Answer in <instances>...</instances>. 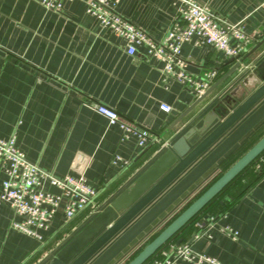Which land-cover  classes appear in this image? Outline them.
I'll return each instance as SVG.
<instances>
[{"label":"crops","instance_id":"1","mask_svg":"<svg viewBox=\"0 0 264 264\" xmlns=\"http://www.w3.org/2000/svg\"><path fill=\"white\" fill-rule=\"evenodd\" d=\"M196 1L227 23L242 22L252 44L240 59L243 68L237 78L225 82L173 125L195 101L189 89L164 81L160 63L147 58L144 49L130 55L122 39L101 28L85 12V2H64L60 10L51 11L40 0H0V140L14 137L15 146L44 173L58 178L83 175L87 185L98 191L93 207L78 214L32 259L67 223L63 204L42 233L43 241L38 242L12 228L18 218L8 205L0 203V264H25L29 259L26 264L47 262L164 148L154 146L125 170L144 150L134 137L121 140L118 125L109 124L91 105L107 106L130 124L172 143L264 62V44L250 54L264 39V0ZM114 10L154 41L163 38L176 18L172 0H118ZM179 60L195 78L210 69L221 77L232 66L222 53L190 44L181 46ZM161 106L169 111H162ZM115 156L127 165L112 164ZM215 167L190 190L208 180ZM2 178L0 172V182ZM46 188L57 193L55 188ZM263 197L264 155L156 257L168 252L170 245L188 243L193 252L218 264H264ZM163 216L139 238L156 227Z\"/></svg>","mask_w":264,"mask_h":264},{"label":"water","instance_id":"2","mask_svg":"<svg viewBox=\"0 0 264 264\" xmlns=\"http://www.w3.org/2000/svg\"><path fill=\"white\" fill-rule=\"evenodd\" d=\"M263 44L264 39L250 54ZM227 64H232L231 68L173 125L225 82L237 78L241 61L230 59ZM263 122L264 62L227 93L198 124L172 143L159 136L128 164L125 170L154 146L164 147L153 163L44 264H110ZM263 152L264 134L126 264H144ZM70 223L55 232L30 259Z\"/></svg>","mask_w":264,"mask_h":264},{"label":"built area","instance_id":"3","mask_svg":"<svg viewBox=\"0 0 264 264\" xmlns=\"http://www.w3.org/2000/svg\"><path fill=\"white\" fill-rule=\"evenodd\" d=\"M71 1L75 0H40V4L47 10L58 11L64 2ZM79 1L85 2V12L95 18L101 28L108 29L124 41L130 55L140 48L144 49L147 58L160 63L163 80L187 87L195 100L209 90L219 79V74L210 69L200 77L191 76L179 60L183 44L209 47L237 62L252 44V38L244 31L242 22L227 23L196 0H172L176 18L159 41L152 40L116 13L114 8L118 0ZM241 68L243 67L240 65L239 70ZM90 107L109 124L118 125L121 140L134 137L141 150H145L158 139V135L153 131L130 124L107 106L94 103ZM160 108L164 112L169 111L167 106ZM112 164L126 166L127 162L115 156ZM0 172L3 174L0 182V203L8 205L18 218V221L12 223V228L38 242L43 241L42 233L49 229L62 204L63 218L69 222L85 209L92 208L98 195L97 190L87 185L83 175L58 178L41 171L15 146L14 137L0 140ZM46 185L55 188L57 193L48 190ZM262 206L264 207V197ZM227 233L232 236L237 234L230 230H227ZM181 263L218 264L193 252L188 243L170 245L168 252H162L160 257L150 264Z\"/></svg>","mask_w":264,"mask_h":264},{"label":"rangeland","instance_id":"4","mask_svg":"<svg viewBox=\"0 0 264 264\" xmlns=\"http://www.w3.org/2000/svg\"><path fill=\"white\" fill-rule=\"evenodd\" d=\"M264 134V122L253 131L242 143L232 151L229 157L217 165L210 173L208 180H205L197 188L188 191L179 201H177L170 210L160 219L156 227L148 230L144 235L127 247L114 261L110 264H126L146 243L154 233L163 229L171 220H173L187 205H189L204 189H206L222 172L233 164L242 154L245 153L262 135ZM57 239V238H56ZM54 239V240H56ZM53 242V241H52ZM51 242V243H52ZM50 243V244H51Z\"/></svg>","mask_w":264,"mask_h":264},{"label":"trees","instance_id":"5","mask_svg":"<svg viewBox=\"0 0 264 264\" xmlns=\"http://www.w3.org/2000/svg\"><path fill=\"white\" fill-rule=\"evenodd\" d=\"M219 78H220V75H219ZM263 155H264V152L261 153V154H260V155H259V156H258V157H257V158H256V159H255L250 165H249V166H247V167H246V168H245V169H244V170H243V171H242V172H241L236 178H234L233 181H231V182H230V183H229V184H228V185H227V186H226V187H225V188H224V189H223V190H222V191H221V192L215 197V198H213L208 204H210L213 200H215L217 197H219V196L224 192V190H225L230 184H232V182H234V181H235V180H236V179H237V178H238V177H239V176H240L245 170H247L250 166H252L254 163H256V162H257V161H258ZM228 157H229V156H228ZM219 176H220V175H219ZM219 176H218V177H219ZM218 177H217V178H218ZM217 178H216V179H217ZM216 179H215V180H216ZM215 180H214V181H215ZM214 181H213V182H214ZM213 182H212V183H213ZM204 190H205V189H204ZM204 190H203V191H204ZM203 191H202V192H203ZM202 192H201V193H202ZM201 193H200V194H201ZM200 194H199V195H200ZM199 195H198V196H199ZM198 196H197V197H198ZM208 204H207V205H208ZM207 205H206V206H207ZM187 206H188V205H187ZM187 206H186V207H187ZM206 206H205V207H206ZM205 207H204V208H205ZM204 208H203V209H204ZM203 209H201V210L199 211V213H200ZM199 213H198V214H199ZM198 214H197V215H198ZM197 215H195V216H194L189 222H191V221H192ZM189 222H188V223H189ZM188 223H187V224H188ZM187 224H186V225H187ZM186 225H185V226H186ZM181 229H182V228H181ZM181 229H180V230H181ZM180 230H179V231H180ZM179 231H178V232H179ZM178 232H177V233H178ZM158 233H159V232L154 233L153 235H151L150 238H149V241H151V240H152V239H153ZM177 233H176V234H175V235H174V236H173V237H172L167 243H165V244H164V245H163V246H162V247H161V248H160V249H159V250H158V251L152 256V257H150V258H149L144 264H149V263H151L154 259H156V258H157V257H156L157 254H159V252H160L165 246H167V245H168V244H169V243L175 238V236L177 235ZM149 241H148V242H149ZM140 250H141V249H140ZM140 250H139V251H140ZM135 255H136V254H135ZM135 255H134V256H135ZM134 256H133V257H134ZM133 257H132V258H133ZM132 258H131V259H132Z\"/></svg>","mask_w":264,"mask_h":264},{"label":"bare ground","instance_id":"6","mask_svg":"<svg viewBox=\"0 0 264 264\" xmlns=\"http://www.w3.org/2000/svg\"><path fill=\"white\" fill-rule=\"evenodd\" d=\"M87 209H89V208H87ZM87 209H85V210H87Z\"/></svg>","mask_w":264,"mask_h":264}]
</instances>
